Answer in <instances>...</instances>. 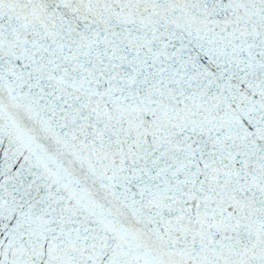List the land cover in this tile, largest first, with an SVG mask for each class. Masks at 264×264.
<instances>
[{"label":"snow or ice","instance_id":"obj_1","mask_svg":"<svg viewBox=\"0 0 264 264\" xmlns=\"http://www.w3.org/2000/svg\"><path fill=\"white\" fill-rule=\"evenodd\" d=\"M0 264H264V0H0Z\"/></svg>","mask_w":264,"mask_h":264}]
</instances>
